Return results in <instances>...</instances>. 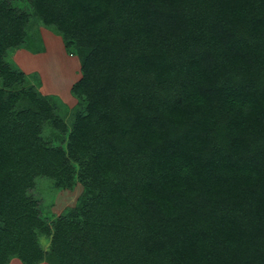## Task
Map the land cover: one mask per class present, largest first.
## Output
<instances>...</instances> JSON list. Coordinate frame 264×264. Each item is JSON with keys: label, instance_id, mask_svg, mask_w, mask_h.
I'll list each match as a JSON object with an SVG mask.
<instances>
[{"label": "trees", "instance_id": "1", "mask_svg": "<svg viewBox=\"0 0 264 264\" xmlns=\"http://www.w3.org/2000/svg\"><path fill=\"white\" fill-rule=\"evenodd\" d=\"M26 1L0 0V264H264V0ZM33 22L79 60L71 109L7 61ZM40 178L82 191L46 219Z\"/></svg>", "mask_w": 264, "mask_h": 264}, {"label": "rangeland", "instance_id": "2", "mask_svg": "<svg viewBox=\"0 0 264 264\" xmlns=\"http://www.w3.org/2000/svg\"><path fill=\"white\" fill-rule=\"evenodd\" d=\"M20 3L22 7H28L26 0H13ZM37 29L41 38L35 47L43 46L40 51H33L25 47L8 51L7 61L12 63L17 69L22 71L31 84L36 86L37 91L42 95H55L61 102L73 108L77 103V98L71 93L72 84L81 77L80 64L77 56L69 54L62 40L61 35L54 33L51 29L41 24H31V29ZM57 142V140L55 141ZM82 191V186L76 184L71 189H55L52 182L40 178L36 187L31 189V193L38 201L40 215L49 219L58 215L67 207L76 203L78 195ZM41 243L47 246V240L42 237ZM9 264H23L19 258L13 257ZM37 264H49L41 261Z\"/></svg>", "mask_w": 264, "mask_h": 264}]
</instances>
